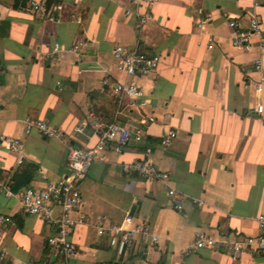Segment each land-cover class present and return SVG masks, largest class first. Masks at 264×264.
I'll use <instances>...</instances> for the list:
<instances>
[{"label":"crops","instance_id":"obj_1","mask_svg":"<svg viewBox=\"0 0 264 264\" xmlns=\"http://www.w3.org/2000/svg\"><path fill=\"white\" fill-rule=\"evenodd\" d=\"M20 2L0 0V138H20L23 161L0 141V184L17 192L42 184L43 175L57 179L69 171L68 145H93L114 120L140 128L144 138L121 152L106 150L80 182L81 210L91 218L74 226L75 253L66 262L46 245L51 229L0 187V213L9 218L0 264H264V252L231 248V241L260 232L256 217L264 212V93L255 90L264 52L256 35L250 49L234 46L228 24H246L254 14L264 31V0H154L140 29L123 13L128 0H48L62 4L54 20L19 9ZM117 44L158 57L155 69L137 78V98L116 90L126 78L115 67ZM26 118L49 122L62 138L25 133ZM169 130L176 137L162 147ZM147 147L170 173L183 209L174 208L161 182L121 170ZM132 206L150 236L136 235L118 254L95 217L118 222ZM197 232L215 246L195 247Z\"/></svg>","mask_w":264,"mask_h":264},{"label":"built area","instance_id":"obj_2","mask_svg":"<svg viewBox=\"0 0 264 264\" xmlns=\"http://www.w3.org/2000/svg\"><path fill=\"white\" fill-rule=\"evenodd\" d=\"M154 0H128L130 6L123 10L125 16L135 18L134 26L140 29L146 20L151 18L150 7ZM62 4L48 2V0H21L19 9L37 15L42 20H54L60 12ZM200 14L202 10L199 8ZM207 19V18H206ZM202 19L197 25L202 26ZM229 26L233 29L232 44L248 50L252 47L251 36H257V46L264 52V31L258 18L252 14L246 24H240L237 19H229ZM209 47L211 44L208 45ZM74 45L73 49H76ZM58 50L55 44L52 53ZM115 67L126 76L124 81L116 82V90L122 96L137 98L141 90L136 80L153 71L157 65L156 55H147L139 50L138 46L127 47L121 44L113 48ZM255 70L261 72L262 64L259 59L255 60ZM104 83L108 82L105 77ZM255 90L264 93V73L255 81ZM263 105L257 103L256 112H262ZM119 110L116 112L118 115ZM37 131L44 137H60L63 132L41 119L26 118L24 122L25 133ZM78 130V129H77ZM80 130V129H79ZM176 132L169 130L160 139L159 144L167 147L175 139ZM144 136L140 128H130L121 122L114 120L100 129L96 142L91 146L69 144L67 147V166L69 171L55 180L42 176V184L28 185L23 189L13 192L7 185L0 184L1 189L9 197H16L20 209L24 214L37 216L51 229L46 237V245L52 249L55 256L67 261L70 255L75 253V246L70 239V234L76 224H81L91 218L81 210L84 201L80 190V182L86 177L89 168L96 161L102 160L106 150L121 152L127 144L133 140L141 142ZM1 143L8 150L18 155V163L23 161V142L18 137L1 136ZM151 148L147 147L144 156L131 162H122L121 170L124 173H135L145 179L161 182L171 198L174 208L183 209L182 194L173 185L170 173L159 169L150 157ZM9 221L8 216L0 213V237L4 232L5 225ZM256 223L260 230L258 234L247 235L241 239L231 241L234 254L241 251L259 254L264 252V212L256 217ZM95 226L99 234H107L108 243L118 254H123L131 247L136 235L144 238L150 236L149 228L145 222L134 221L133 215L125 213L118 222L109 221L105 216L95 217ZM152 241L157 239L151 236ZM216 240L207 236L204 232L195 234V247H213ZM7 254L6 249L0 245V263Z\"/></svg>","mask_w":264,"mask_h":264},{"label":"water","instance_id":"obj_3","mask_svg":"<svg viewBox=\"0 0 264 264\" xmlns=\"http://www.w3.org/2000/svg\"><path fill=\"white\" fill-rule=\"evenodd\" d=\"M135 206H132V208L129 211V214L133 215V210H134Z\"/></svg>","mask_w":264,"mask_h":264}]
</instances>
